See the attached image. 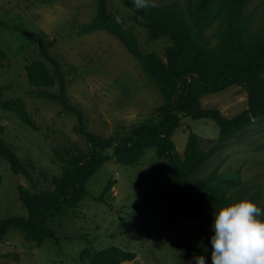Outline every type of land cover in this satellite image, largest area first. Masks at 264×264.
<instances>
[{"label":"rangeland","instance_id":"obj_1","mask_svg":"<svg viewBox=\"0 0 264 264\" xmlns=\"http://www.w3.org/2000/svg\"><path fill=\"white\" fill-rule=\"evenodd\" d=\"M190 1L153 3L185 9ZM244 12L252 30L264 27V0H248ZM219 25L218 16L204 28L211 45L218 41ZM123 31L141 54L165 59L169 38L151 40L121 0H0V101L9 103L0 107V140L27 171L14 173L0 156V217L27 215L18 185L33 193L52 190L70 158L88 151L77 115L39 92L59 93L53 66L39 51V37L60 63L68 103L82 110L85 129L103 137L123 135L157 117L162 96ZM34 61L48 69L50 86L29 80L27 66ZM200 102L232 117L247 106V93L231 85ZM190 130L201 138L205 153L181 185L196 190L220 175L238 173L237 184L224 186L223 203L203 200L194 217L164 226L144 203L167 178L166 158L146 147L137 161L124 164L109 147L83 197L47 215L45 226L55 236L38 243L10 229L0 240V264H189L195 239H204L211 255L215 211L243 199L260 208L264 204V114L224 140L218 139L213 120L183 117L171 134L181 156Z\"/></svg>","mask_w":264,"mask_h":264},{"label":"trees","instance_id":"obj_2","mask_svg":"<svg viewBox=\"0 0 264 264\" xmlns=\"http://www.w3.org/2000/svg\"><path fill=\"white\" fill-rule=\"evenodd\" d=\"M121 1L131 10L133 20L146 29L151 40L161 36L170 40L163 60L155 53L141 54L136 40L123 31L162 96L157 117L123 135L103 137L85 129L82 110L68 103L60 63L48 53L49 42L39 37V51L53 66L59 93L39 92L45 97L56 98L65 109L77 115L78 130L88 141V151L70 158L62 174L55 178L52 190L33 193L24 185L17 186L18 198L27 215L0 217V240L10 229H19L26 238L38 243L45 237H54V231L45 226L47 215L60 213L83 197L86 182L105 162L107 155L103 152L109 147L114 148L116 158L124 164L137 161L146 147H153L158 156L166 158L167 178L144 203L158 215L164 226L194 217L203 200L223 203L226 200L224 186L239 182L238 173H230L220 175L208 187L183 188L182 181L203 160L205 152L201 138L190 130L181 156L171 134L181 119L189 116L213 120L218 126V139L224 140L264 114V27L259 30L250 28L244 12L248 0H191L185 9L178 3L137 9L133 0ZM218 16V41L211 45L204 28ZM32 38L37 36L34 34ZM27 73L29 80L36 85L50 86L53 81L48 69L37 61L27 66ZM231 85H238L247 93V106L239 113L227 117L215 107H201L203 96ZM0 107L7 108L9 103L0 101ZM0 156L10 163L14 173L27 174L16 154L1 140ZM261 209L264 210V204ZM192 250L191 264H195L193 254L204 255L206 264H211L204 239H195Z\"/></svg>","mask_w":264,"mask_h":264},{"label":"clouds","instance_id":"obj_3","mask_svg":"<svg viewBox=\"0 0 264 264\" xmlns=\"http://www.w3.org/2000/svg\"><path fill=\"white\" fill-rule=\"evenodd\" d=\"M137 9L155 6L152 0H133ZM264 210L250 199L214 212L211 225V264H264ZM195 264H206L193 254ZM191 264V262H189Z\"/></svg>","mask_w":264,"mask_h":264},{"label":"water","instance_id":"obj_4","mask_svg":"<svg viewBox=\"0 0 264 264\" xmlns=\"http://www.w3.org/2000/svg\"><path fill=\"white\" fill-rule=\"evenodd\" d=\"M28 35H31V32H28Z\"/></svg>","mask_w":264,"mask_h":264}]
</instances>
